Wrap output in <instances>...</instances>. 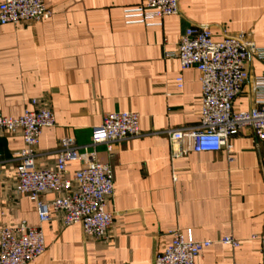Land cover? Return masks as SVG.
<instances>
[{
  "label": "crops",
  "instance_id": "1",
  "mask_svg": "<svg viewBox=\"0 0 264 264\" xmlns=\"http://www.w3.org/2000/svg\"><path fill=\"white\" fill-rule=\"evenodd\" d=\"M45 1L51 18L0 24V113L19 116L41 105L55 113V125L42 130L36 165L57 168L63 137L90 145L108 112H138L141 134L117 143L113 155L106 144L89 146L114 173L106 206L114 218L104 240L79 223L66 225L61 213L40 222L35 202L13 192L22 133L0 134V227L25 220L45 234L47 248L30 264H153L176 227L214 241L197 264H264V139L243 129L231 139L233 161L226 149L172 158L166 132L196 127L201 113L200 73L182 69L174 56L185 29L209 25L216 40L243 31L264 48V0H179V14L149 26L125 17L144 0ZM248 69L235 110L254 106L253 79L264 75V60L252 55ZM83 163L70 161L66 176L73 179ZM77 188L74 180L71 190ZM225 235L240 245L219 241Z\"/></svg>",
  "mask_w": 264,
  "mask_h": 264
},
{
  "label": "built area",
  "instance_id": "2",
  "mask_svg": "<svg viewBox=\"0 0 264 264\" xmlns=\"http://www.w3.org/2000/svg\"><path fill=\"white\" fill-rule=\"evenodd\" d=\"M180 13L179 0H144L137 8L126 9L128 22L161 25L169 15ZM53 11L45 0H3L0 4V24H27L51 18ZM264 60V48L246 38L245 33L226 34L214 39L209 25H193L180 37L176 56L182 69L196 67L202 86L201 113L196 127H179L166 132L170 141L171 157H181L189 150L215 152L226 149L230 161L234 160L232 137L243 129L253 128L264 139V75L255 76L254 106L235 110L234 102L249 78L250 57ZM184 84L183 76L177 78ZM140 115L135 111H112L104 115L101 127L90 145L79 146L70 137L58 144L57 168L36 165L37 146L43 128L55 125L53 110L46 106L26 109L19 116L0 113V134L21 131L25 146L17 151V181L13 192L25 194L35 202L41 223L51 220L53 213H61L66 225L81 224L85 233L96 240L110 237L113 214L106 209L115 194L114 173L108 162L96 160L95 149L89 146L106 144L110 155L115 145L141 134ZM191 146H187V140ZM82 159L83 165L73 179L66 176L68 163ZM78 188L71 190L73 181ZM65 191V194L47 200V192ZM172 241L158 252L153 264H197L202 251L214 241L194 239L191 228L170 230ZM236 248L239 239L225 235L219 239ZM45 234L41 226H31L25 220L16 226L0 227V264H30L46 250Z\"/></svg>",
  "mask_w": 264,
  "mask_h": 264
}]
</instances>
